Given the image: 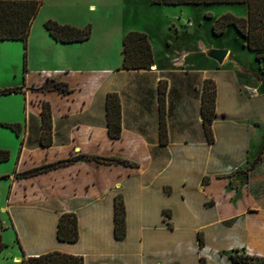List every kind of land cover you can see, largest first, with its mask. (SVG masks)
Returning <instances> with one entry per match:
<instances>
[{
  "label": "crops",
  "instance_id": "0c3cea01",
  "mask_svg": "<svg viewBox=\"0 0 264 264\" xmlns=\"http://www.w3.org/2000/svg\"><path fill=\"white\" fill-rule=\"evenodd\" d=\"M35 27L34 21L27 60L35 38L41 59L54 64L41 72L47 80L66 82L70 91H33L36 86L24 84L21 92L12 93L25 96L26 113L25 121L19 123L23 142L16 166L6 173L8 202L0 207L9 214L8 226L1 222L0 235L10 258L62 251L82 255L85 264H200L201 257L207 264H237L228 256L238 248L264 257V202L255 200L252 189V176L263 167L264 152L248 171L263 148L258 153L253 143L264 128V80L257 81L254 93L255 84L246 77L248 69L222 67L231 58L230 50L219 64L207 56L213 46L204 47V52L215 69L188 67V49L170 55L164 64L156 58L150 32L154 52L150 69L124 68L123 54L115 64L94 67L92 58L79 51L90 43L92 34L84 41L62 42L45 25L39 35L34 34ZM166 43L172 49V43ZM28 65L25 72L30 76ZM209 78L217 85L213 143L207 139L202 117L203 87ZM162 80L167 83L165 144L160 136ZM109 92H117L122 104L118 138L109 134ZM50 96L58 100L57 111L52 107L53 142L43 146L40 103ZM81 154L115 157L131 164L81 158L39 175L16 177V173ZM16 155L11 151L9 160ZM236 176L241 179L233 186L230 178ZM118 195L127 213V232L122 238L115 235ZM66 212L78 215L76 242L58 238L59 220Z\"/></svg>",
  "mask_w": 264,
  "mask_h": 264
},
{
  "label": "rangeland",
  "instance_id": "374dc122",
  "mask_svg": "<svg viewBox=\"0 0 264 264\" xmlns=\"http://www.w3.org/2000/svg\"><path fill=\"white\" fill-rule=\"evenodd\" d=\"M90 5H95V7L90 9ZM247 11V5L241 3L167 5L153 4L152 0H44L41 11L35 20L34 34L39 35L43 32L44 21L47 18L55 19L54 17H56L62 22H68L81 28L90 26L92 29L90 43L79 51L82 55L92 58L94 67H104L108 63L115 64L120 60L123 38L131 29L145 30L147 34L149 32L152 34L156 58L164 64L170 55L188 49L191 52L186 63L188 67L215 69L213 61L207 58L204 47L213 46L215 49L230 50L231 58L222 67L235 68L240 65L248 69L246 77L252 84H255L256 89H253V92L256 93L258 90L257 81H261L260 78L264 80V66L256 59V53L244 45L245 38L233 25L228 26L221 35H216L213 32V24L221 15L230 12L243 17L247 15ZM207 14L212 17H207ZM188 21L192 24L188 25ZM122 33L124 35L119 38ZM166 41L172 43L170 47L172 49L167 47ZM30 46V58L27 63L32 72L28 76V73L25 72V52L27 50L25 42L22 40H0V88L25 84L31 87L36 86L31 89L37 91L39 88L37 86L48 81L41 70L53 67L52 60L41 59V50L35 38L32 39ZM171 72L172 75L174 72ZM50 97L51 99L48 101L57 111L58 100ZM25 113V96L23 94L0 95V149H9L10 152L14 151L15 155L17 154L22 146L23 136L21 134L23 132L20 129L18 135L8 125L24 122ZM35 137L36 134L31 135V138ZM253 144L254 151L259 153L264 145V128ZM16 161L17 155L15 159L1 162L0 177L14 171ZM37 163H40L39 160ZM252 178L255 200L259 204L263 203L264 165L257 168ZM239 179L241 178L238 176L234 180L231 177V184L238 186L236 180ZM9 191L10 180L0 178V207L7 204ZM241 197H243L242 201L247 200L244 196ZM0 222H3L4 226H8L9 223V214L2 208H0ZM10 234L11 231L8 232V237L12 239ZM2 251L0 252V264H8L11 261L21 262L22 259L10 258L8 248Z\"/></svg>",
  "mask_w": 264,
  "mask_h": 264
},
{
  "label": "trees",
  "instance_id": "16d2710c",
  "mask_svg": "<svg viewBox=\"0 0 264 264\" xmlns=\"http://www.w3.org/2000/svg\"><path fill=\"white\" fill-rule=\"evenodd\" d=\"M44 0H0V40H22L25 42V49L31 34L32 26L37 18ZM153 4L187 5V4H219V3H241L246 4L248 11L246 16H236L227 12L218 17L213 24V32L216 35L223 34L228 26L233 25L245 38V46L256 53V59L264 66V0H152ZM207 17H212L207 14ZM50 34L62 42L84 41L92 34L91 27L81 28L72 24H62L55 19H48L44 23ZM123 64L126 69H150L154 64V52L152 43L146 32L130 30L123 38ZM25 71L27 70V50L25 52ZM258 77V76H257ZM259 78V77H258ZM263 80L262 78H260ZM22 86L0 88V95L21 92ZM55 90L61 93H68L70 88L66 82L49 79L37 91ZM166 93L167 83L162 80L159 87L160 103V136L161 143L168 142V126L166 120ZM217 85L214 79H206L202 95V117L207 139L210 143L215 142L213 121L216 116L215 100ZM42 105V135L41 144L49 146L53 142V117L52 106L49 101H43ZM109 134L118 138L122 133V104L117 92H109L106 100ZM13 130L19 135L21 125L10 124ZM263 148L248 168L253 169L261 160ZM11 157L9 149H0V162L8 161ZM88 158L101 163H123L129 164L127 160L115 157L77 155L66 160H59L52 163L36 166L34 168L16 173L19 179L39 175L53 168L65 165L69 162ZM131 164V163H130ZM9 175L0 178H8ZM126 206L124 199L118 195L115 200V235L122 238L126 235ZM1 223V222H0ZM1 227V226H0ZM78 215L74 212L62 213L58 224V238L63 241L76 242L79 240ZM201 246L204 245L203 235L199 233ZM7 246L0 235V252ZM229 259L237 264H264V257L250 254L244 250L236 249L229 254ZM15 264H85L82 255L70 254L62 251H51L38 256L23 258L20 263ZM200 264H207L206 258L201 257Z\"/></svg>",
  "mask_w": 264,
  "mask_h": 264
},
{
  "label": "water",
  "instance_id": "95a60500",
  "mask_svg": "<svg viewBox=\"0 0 264 264\" xmlns=\"http://www.w3.org/2000/svg\"><path fill=\"white\" fill-rule=\"evenodd\" d=\"M207 56L219 64H223L228 56V50L211 48L207 51Z\"/></svg>",
  "mask_w": 264,
  "mask_h": 264
},
{
  "label": "bare ground",
  "instance_id": "6f19581e",
  "mask_svg": "<svg viewBox=\"0 0 264 264\" xmlns=\"http://www.w3.org/2000/svg\"><path fill=\"white\" fill-rule=\"evenodd\" d=\"M19 260V259H18Z\"/></svg>",
  "mask_w": 264,
  "mask_h": 264
}]
</instances>
